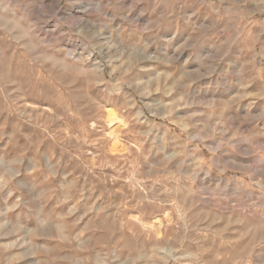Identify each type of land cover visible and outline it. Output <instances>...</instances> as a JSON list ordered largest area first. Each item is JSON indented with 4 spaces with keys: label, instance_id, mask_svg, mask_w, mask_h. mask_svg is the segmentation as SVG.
<instances>
[{
    "label": "clouds",
    "instance_id": "1",
    "mask_svg": "<svg viewBox=\"0 0 264 264\" xmlns=\"http://www.w3.org/2000/svg\"><path fill=\"white\" fill-rule=\"evenodd\" d=\"M0 264H264V0H0Z\"/></svg>",
    "mask_w": 264,
    "mask_h": 264
}]
</instances>
